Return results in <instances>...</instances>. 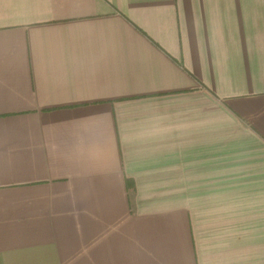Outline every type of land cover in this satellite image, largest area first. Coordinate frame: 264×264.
Listing matches in <instances>:
<instances>
[{
  "label": "crops",
  "instance_id": "1",
  "mask_svg": "<svg viewBox=\"0 0 264 264\" xmlns=\"http://www.w3.org/2000/svg\"><path fill=\"white\" fill-rule=\"evenodd\" d=\"M0 264H264V0H0Z\"/></svg>",
  "mask_w": 264,
  "mask_h": 264
}]
</instances>
